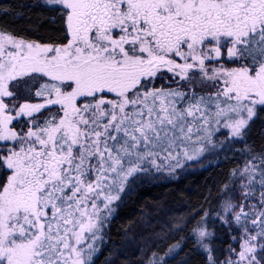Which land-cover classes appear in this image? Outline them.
Returning a JSON list of instances; mask_svg holds the SVG:
<instances>
[{
	"label": "snow or ice",
	"instance_id": "6c2138e0",
	"mask_svg": "<svg viewBox=\"0 0 264 264\" xmlns=\"http://www.w3.org/2000/svg\"><path fill=\"white\" fill-rule=\"evenodd\" d=\"M46 3L62 39L0 30V264H94L126 189L199 161L221 129L225 154L247 151L218 214L239 247L221 261L213 233L192 235L208 264H264V152L247 142L264 113V0Z\"/></svg>",
	"mask_w": 264,
	"mask_h": 264
},
{
	"label": "trees",
	"instance_id": "16d2710c",
	"mask_svg": "<svg viewBox=\"0 0 264 264\" xmlns=\"http://www.w3.org/2000/svg\"><path fill=\"white\" fill-rule=\"evenodd\" d=\"M51 8L41 0H0V30L25 40L56 42L64 35V18ZM247 142L256 153L264 152V113L253 124ZM213 143L216 150L202 158L199 168L190 166L171 179L154 174V179L126 189L121 200L114 202L115 211L106 214L94 264H159L160 257L169 264H208L207 254L192 235L197 224L213 233L214 256L221 261L227 258L229 246L234 245L232 235L239 233H230L217 217L223 198L232 191L231 172L244 166L247 151L242 154L244 145L236 142L225 154L222 143H229L225 130L215 133ZM225 183L230 186L228 192L221 191Z\"/></svg>",
	"mask_w": 264,
	"mask_h": 264
},
{
	"label": "rangeland",
	"instance_id": "374dc122",
	"mask_svg": "<svg viewBox=\"0 0 264 264\" xmlns=\"http://www.w3.org/2000/svg\"><path fill=\"white\" fill-rule=\"evenodd\" d=\"M41 2H42V4L44 5V6H48V7H53V6H51V5H47V3H46V0H41ZM222 131H226L227 132V130L226 129H221ZM221 130H220V132H221ZM227 136H228V132H227ZM208 148H209V150L208 151H206L205 152V154L202 156V157H200V160L199 161H192V162H189V164H186V166H185V169H177V171H176V173L174 174V175H168L167 173H165V172H161V173H154L156 176H161V177H163V178H165V179H171V178H175L177 175H179V173L180 172H183L184 170H186L187 168L188 169H190V166L189 165H191V168L193 167V166H197L196 168H199L201 165L200 164H202V158L203 157H205L207 154H208V152L210 151V150H216V148L217 147H215V148H213L211 145H209L208 146ZM237 196H239V193L237 192ZM237 202H238V200H237ZM107 213H105V215H106ZM219 214L220 215H223V208H222V206H221V208H220V212H219ZM217 219H218V221L220 222V223H222L221 222V220L219 219V216L217 217ZM223 224V223H222ZM223 225H225V224H223ZM209 232V231H208ZM234 243V242H233ZM209 247H210V244H209ZM235 247H239V245L238 244H235ZM202 249V248H201ZM203 250V249H202ZM204 251V250H203ZM205 252V251H204ZM206 253V252H205ZM207 254V253H206Z\"/></svg>",
	"mask_w": 264,
	"mask_h": 264
}]
</instances>
